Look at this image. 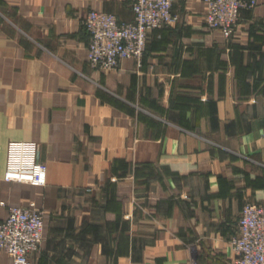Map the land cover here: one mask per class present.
I'll use <instances>...</instances> for the list:
<instances>
[{
    "label": "crops",
    "instance_id": "obj_1",
    "mask_svg": "<svg viewBox=\"0 0 264 264\" xmlns=\"http://www.w3.org/2000/svg\"><path fill=\"white\" fill-rule=\"evenodd\" d=\"M132 1L0 0V221L44 211L33 264H235L243 205L264 202V0L230 37L175 0L141 66L95 68L84 17L132 20ZM13 142L46 184L5 179Z\"/></svg>",
    "mask_w": 264,
    "mask_h": 264
},
{
    "label": "built area",
    "instance_id": "obj_2",
    "mask_svg": "<svg viewBox=\"0 0 264 264\" xmlns=\"http://www.w3.org/2000/svg\"><path fill=\"white\" fill-rule=\"evenodd\" d=\"M175 0H133L134 18L122 21L109 11L90 9L83 19L89 32L88 58L99 69H114L125 58H135L141 66L150 30L173 23ZM206 22L222 30L226 37L234 35L242 11L254 8L258 0H205ZM35 146L13 142L10 147L6 180L44 185L48 165L34 156ZM44 211L30 205H10L6 218L0 221V249L5 250L14 264H33L32 256L42 244ZM230 243L236 252L235 264H264V202L244 203L237 232ZM190 264H197L192 259Z\"/></svg>",
    "mask_w": 264,
    "mask_h": 264
},
{
    "label": "rangeland",
    "instance_id": "obj_3",
    "mask_svg": "<svg viewBox=\"0 0 264 264\" xmlns=\"http://www.w3.org/2000/svg\"><path fill=\"white\" fill-rule=\"evenodd\" d=\"M33 203H34V202H33ZM30 204H31V203H30ZM30 204H29V205H30ZM24 206H25V205H24ZM35 206H36L37 208H40V207H38V206L36 205V203H35Z\"/></svg>",
    "mask_w": 264,
    "mask_h": 264
}]
</instances>
